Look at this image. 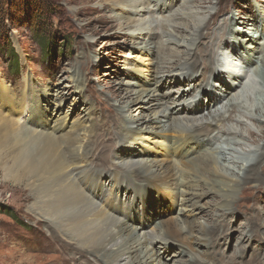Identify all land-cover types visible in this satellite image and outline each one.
I'll list each match as a JSON object with an SVG mask.
<instances>
[{
	"label": "bare ground",
	"instance_id": "6f19581e",
	"mask_svg": "<svg viewBox=\"0 0 264 264\" xmlns=\"http://www.w3.org/2000/svg\"><path fill=\"white\" fill-rule=\"evenodd\" d=\"M173 2L103 1L101 6L112 11L115 20L121 21V31L142 40L156 31L152 27L154 14L161 6L167 7V14L163 15L167 29L161 30L159 45L167 46L169 52L163 55L160 49H155L154 43L134 42L133 47L140 55L147 56L156 51L159 65L153 61L145 64L144 56L135 57L140 66L130 71L139 80L138 90L130 89V86L123 89L125 100L114 105L115 110L110 108L109 101L102 103L100 108L105 111L102 117L95 105H85L77 69H72L62 88L52 95L58 99V104L51 115L41 103L48 95H39V90L26 77L20 95L9 85L0 83V166L12 181H29L35 200L32 210L39 219L46 221L47 236L66 256L57 259L62 264H152L154 257L161 254L156 248L159 244L165 245L166 252L171 247H179L172 255L177 257L173 264H264L261 249L264 209L255 207L261 203L258 193L264 187V175L261 174L264 172V143L255 149L240 143L228 148H218L216 144L211 148L204 147L205 141L214 139L217 128L212 129L213 125H220L228 113L231 117L236 110L245 109L248 120L259 119L257 123L264 129V114L248 112L236 94L223 110L219 109L230 94L226 90L241 89L244 86L242 80L246 78L264 90V71L262 74L256 71L264 65V29L258 30L256 21L250 17L241 20L234 16L221 30L226 39L216 44L211 33L217 24L208 19L204 3L185 0L179 9H174ZM243 33L247 38L241 42L237 36ZM203 40L209 42L203 43ZM215 46L228 52L222 58V62H228L221 67L215 65ZM239 47L244 52L237 50ZM210 49V56L206 58ZM257 52L258 56H252ZM227 66L256 69L250 75L242 73L243 76H239L241 73L229 70ZM200 67L203 72H210V77L217 79L221 87L219 92L209 94L213 102L212 117L209 116L211 119L207 118L205 124L196 117L198 107L194 100H186L188 93L194 91L191 79ZM173 80L190 83L189 89L185 93L178 92L181 94L176 99L162 92ZM156 83L162 84L158 87ZM153 84L157 87L151 88ZM117 91L110 92L111 100L121 97ZM70 95L75 97L77 106H85L84 120L73 123L67 114L62 117V106ZM261 105L264 108V103ZM27 110L29 116L22 125V115ZM142 112L149 114L134 117V113ZM181 112L196 115H192L195 118H184ZM52 116L57 120L48 127ZM118 117L121 118L118 120ZM92 118L96 119L94 123L90 122ZM141 133L155 137L149 139ZM171 135H174V153L178 160L165 164L158 155L166 148L163 140ZM254 135L248 132L251 140ZM141 140H155L152 142L154 147L147 150L146 145H142L141 150ZM219 149L226 157L223 166L215 157ZM228 152L229 156L235 154L245 160L239 161L235 156L229 159ZM179 187L182 188L181 204L187 205L189 198H194L190 206L179 210L180 217L168 218L167 211L162 209V212L157 209L153 212L155 207L164 208L168 200L163 198L166 192L175 202ZM244 188L243 195L237 197L239 191L242 194L238 189ZM156 190L161 196L149 200ZM123 191L125 196L121 199ZM189 195L191 197L186 198ZM205 199L208 201L202 204ZM233 215L243 216L246 223L243 229H235L239 235L238 245L227 255L221 246L231 239L228 218ZM157 218L160 220L156 221ZM150 225H154L156 234L148 230ZM247 251H250L248 258L245 256ZM26 253L22 250L16 255L18 264H24Z\"/></svg>",
	"mask_w": 264,
	"mask_h": 264
},
{
	"label": "rangeland",
	"instance_id": "374dc122",
	"mask_svg": "<svg viewBox=\"0 0 264 264\" xmlns=\"http://www.w3.org/2000/svg\"><path fill=\"white\" fill-rule=\"evenodd\" d=\"M28 1L30 4L25 2V0H0V83L9 85L15 93L20 95L25 86L23 80L26 77L31 82V85L39 90V95H48L46 100L41 101L43 109L48 115L54 112L53 110L58 104V99L55 96L52 97V95H56V90L61 87L65 79L69 78L68 76L71 75L72 69H77L80 75L84 89L83 98L86 100L85 105L88 104V107L95 105L98 114L102 117L105 114L104 109L100 108L103 105L102 103L109 101L111 103L109 104L110 108L115 110L114 105H119L125 100L123 99L125 97V91L123 89L130 86V89L138 90L137 84L139 80L133 76L130 70L136 66H140L138 61L135 60V57L144 55L138 54L139 52L133 47L134 42L139 44L143 43L144 45L146 43H154L155 49L162 51L161 54L164 55L169 52L167 46L159 45L161 30L167 29V20L164 19V16L167 14L165 13L167 7L164 9L161 6L157 13L154 14L155 23H153L152 27L156 31L150 37L142 40V38H131L126 35V32L121 31V21L115 20L114 13L101 6L104 0ZM184 1L174 0V9H179ZM190 1L204 3L203 8L208 9V19L211 18L210 20L212 22L215 20L217 25L213 28L211 36L215 38L216 42L215 40L214 42L216 44L226 39L222 31L234 16H239L241 20H246V18L250 17L256 21L258 30L261 28L264 29V0ZM211 27L212 25L205 30L206 33ZM239 29H245V27L240 26ZM230 37L232 38L231 35ZM237 37L242 42L247 38V35L243 33V35H238ZM203 41L205 43L208 40ZM263 43L264 41H262ZM138 45L136 44L135 46ZM144 45L140 46L142 47ZM213 48L216 54L215 65L221 67L228 62H222L223 55L228 52L222 50V48L219 49L217 46ZM237 50L244 52L242 47L237 48ZM210 53L211 49L205 57L208 58ZM180 54L181 56L183 55L182 52ZM158 56L159 54L156 51L154 54H148L144 56L146 61L144 63L147 64L153 61L159 65ZM252 56H258V52ZM227 68L236 73H241L239 76H243L242 73L250 75L256 69V67H251L250 69L242 70L240 68H231L230 66H227ZM155 71L156 68L154 69ZM256 71H261L260 74H262L264 65H261ZM157 73L155 72V80L158 82V79H156ZM210 76H212L210 72H203L202 67L196 71L195 77L191 79V86L194 88V91L188 93L186 96L188 99L186 100H194L198 107L195 109L197 110V115L189 112H181L182 117H194L192 115H196L197 119L204 124L207 122V118L209 120L211 119L212 113L210 115V110L213 102L209 94L211 91L219 92L221 87L217 79ZM242 81L245 86L242 87L243 89L237 86L238 89L236 91L226 90L230 94L226 95V100L222 102V105L220 104L219 109L223 110V107L228 104L230 98L236 94L239 102H243L246 105L248 112L252 111V114H256L257 112L263 115L264 108L261 105L264 103L263 88L256 83L250 82L248 78ZM161 84L156 83L158 87ZM189 84V82L184 80H173L164 86L165 88H163L162 92L166 93L167 97L171 96V99H176L179 97L178 95L185 93L189 89ZM68 85L70 86V84ZM156 85H151V88H155ZM115 90H118L117 92H119L118 94L121 97L117 100H111L110 92ZM178 92L181 93L178 94ZM66 93H68L67 90ZM74 101L75 97L70 95L62 106L64 111L62 117H65L67 114V118L73 123L84 120L86 116L83 110L85 106H82V104L77 106ZM164 101L166 100L164 99ZM0 111H2L1 108ZM212 111H214V108ZM125 114L128 117L130 116L129 113ZM147 114L149 113L142 112L139 115L134 113V117L142 118ZM247 114L245 109L240 111L236 110L232 113L231 117L228 113L223 123L217 126L213 125L212 129L217 128V131L213 135L214 139L212 141H205L204 147L211 148L216 144L218 148L220 146L228 148L229 146L233 147L236 143L254 149L262 146L264 143V129H261L257 123L259 119L253 118L254 120H251L253 122H250ZM28 116L29 111L27 110L24 116L22 115L23 119L20 122L22 125H25ZM120 118L118 117L117 119L119 120ZM56 120L57 117H50L47 126L54 125ZM95 120V118H92L90 122L94 123ZM235 131L238 132L237 135L234 134ZM248 132L255 134L253 140L248 137ZM142 135L149 139H154L155 137L141 133ZM155 140H141L142 142H140L141 145L139 147L146 145L147 150H150L149 148L152 149L154 147L152 142H155ZM254 140H256V143L252 144ZM163 141L166 148L163 151L160 150L158 159L165 164L172 163L173 159L178 160L174 153L176 148L173 143L174 135L167 136ZM135 147L136 149L138 148L137 146ZM140 148L143 150V147ZM172 156L175 157L172 158ZM226 156L229 159L235 156L234 158L239 161L245 160L243 157H238L235 154L229 156V152ZM185 157L187 158L188 155L186 154ZM215 157L218 159L220 165L223 166L222 164H224L226 157L220 149L216 151ZM146 158L147 156H144V159ZM177 172L180 176V169L177 168ZM261 174L264 175V172ZM28 183V180L19 183L12 181L0 166V264H18L19 259H17L16 255L22 250H26L27 252L24 258V264H62L57 259L59 257L65 258L66 256L61 252V248L55 247L52 240L47 236L45 228L46 221L42 218L39 219L32 210V205L35 200ZM179 188L177 189V199H175V202L171 200L172 195L166 192L163 198L168 200H166L167 202L164 208H160L161 206L159 208L155 207L153 212L155 209L160 212L163 210L167 211L166 217L168 218L180 217L179 210L190 206L194 202V198H189L191 197L189 195L186 198H189L190 202L187 205L181 204L180 195L182 188ZM245 189H238L242 190V194L239 191L237 197L238 195L242 196ZM262 189L258 193V199L261 203L255 205V207H261L260 210L264 209V187ZM157 190L160 189L157 188ZM157 190L149 200L155 199L159 195L161 196V194L156 193ZM120 196L121 199L124 198V191ZM208 199L202 200L201 203H205ZM233 201L237 200L233 199ZM208 210L212 212V208ZM38 220H41L40 223ZM159 220L157 218L156 221ZM200 220L203 221L202 219ZM228 221L232 231L229 236L231 239L227 242L224 240L226 245L224 247L221 246L227 255L231 254L238 245L237 237L239 235L236 230L243 229L246 223L244 217L241 215L230 216ZM143 222L145 223L144 219ZM146 225L145 227H147ZM148 228L149 231L156 234L157 230L154 229V225H150ZM263 244L261 249L264 251ZM156 248L161 251V254L154 257L152 264H173V260L177 259V257H173L172 255L178 251L179 247H171L168 252H166L165 245L163 244H159ZM249 252L247 251L245 253L246 258H248ZM163 256L166 257L163 258ZM186 258L184 257L183 259Z\"/></svg>",
	"mask_w": 264,
	"mask_h": 264
},
{
	"label": "trees",
	"instance_id": "16d2710c",
	"mask_svg": "<svg viewBox=\"0 0 264 264\" xmlns=\"http://www.w3.org/2000/svg\"><path fill=\"white\" fill-rule=\"evenodd\" d=\"M25 2H27L28 4H30V2H29L28 0H25ZM25 2H24V3H25Z\"/></svg>",
	"mask_w": 264,
	"mask_h": 264
}]
</instances>
